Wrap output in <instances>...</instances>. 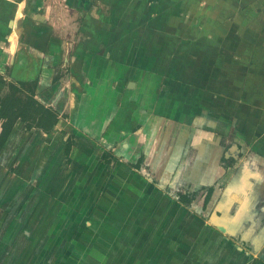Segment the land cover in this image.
<instances>
[{
	"label": "crops",
	"instance_id": "obj_1",
	"mask_svg": "<svg viewBox=\"0 0 264 264\" xmlns=\"http://www.w3.org/2000/svg\"><path fill=\"white\" fill-rule=\"evenodd\" d=\"M262 1L0 0V73L8 67L7 79L34 80V96L59 113L47 132L17 119L0 146V264H264V122L246 143L233 137L227 118L217 119L234 105L228 96L245 89L242 107L259 95L251 105L264 113V85L250 92L246 75L232 78L241 56L168 58L173 41L162 39L181 31L186 14L192 30L201 27L219 40L222 32H237L243 48V34L258 29L249 27L248 16H264ZM74 16L82 36L76 40L73 18H60ZM213 37L203 45H220ZM227 80L232 93L222 95ZM216 93L213 104H201V95ZM194 100L203 107L198 117L211 115L207 125L190 114ZM217 128L227 131L218 158L212 155L222 143ZM109 149L122 166L99 162V152ZM139 158L151 165L157 184L133 178L137 171L128 163ZM225 158L232 161L221 166ZM227 169L232 174L219 189L215 176ZM172 172L193 187H213L205 205L210 225L188 217L184 203L162 200L163 183L176 186Z\"/></svg>",
	"mask_w": 264,
	"mask_h": 264
},
{
	"label": "rangeland",
	"instance_id": "obj_2",
	"mask_svg": "<svg viewBox=\"0 0 264 264\" xmlns=\"http://www.w3.org/2000/svg\"><path fill=\"white\" fill-rule=\"evenodd\" d=\"M262 2H264V1H262ZM187 9H189V8L187 7ZM248 17H249L248 21L250 24L249 27L252 29H256V28H258V29L254 30V31H249V33L243 34L245 36L244 40H246V41L243 42L244 45L241 44L243 46V48H241L240 45H236L238 42H235L236 40L239 41V37L237 36V34H238L237 32H234V33L222 32L221 36H220L221 39L219 40L218 36L216 37L214 32L202 31L201 27H198L197 28L198 30L197 29L192 30L191 25L193 26V24H192L193 22L191 20V17H190V15L185 14L182 22L180 21V24H182V26L180 25V27H181L180 32L177 33L174 31H169L168 34L166 33L165 35L162 36L163 42H166L167 39L169 41H173V43H172L173 47L168 48L167 56H169L168 58H171L173 55H182V56H185L187 59L188 58L191 59V58H193L194 54H198L199 52H201L203 55L206 54L208 56H209V54L212 56H214V55L215 56L219 55L220 57L222 56L220 59H224L225 58L224 56H228L227 58L229 60H230L229 56H237V57L241 56L242 61L237 60L236 63L235 62L233 63L232 78L240 80L241 77H244L246 75L247 78L250 80V82H252V87H251V85H249L248 91L253 92L255 90V88L258 87V89H259L260 85H264V28H263L264 27V16L258 15V14L252 15L250 13V16H248ZM60 18H61V20H64L66 22L68 21L67 18H69V20H70V18L71 19L73 18V20H71V21H73V26L71 25L72 22H70V26L72 29V33L70 36L73 35L75 37L73 39H75V40L81 39L82 36H80L79 30H76V27L80 24V17L74 16V17H60ZM197 19H199V17ZM200 19L202 20V17H200ZM193 20H194V18H193ZM197 22H199V20ZM169 29L171 30V28H169ZM152 35H153V37H152ZM152 35L150 37V40H152L155 43L156 39H158L157 34L154 32V33H152ZM213 35H214V37H213ZM210 37H213V39H216L217 42L220 43L221 46L220 45L216 46L215 42L212 43L213 46L203 45V44L207 43V40ZM181 44H185V45H189V46L180 47ZM193 44H194V47H196V48L192 47ZM142 50H144V49H142ZM210 51H211V53H209ZM224 67H221V69L222 70L227 69L226 67L225 68ZM237 68H238V71H237ZM58 73H60V75L62 76L65 74V71H64V69L63 70L60 69ZM7 74H8V67L3 69V72L0 73V77L4 80V82H0V83H2L4 85V89H5L4 91L5 92L20 93V92H26V91H33L34 90V84H35L34 80L25 81V82H23V84L22 83L16 84L17 81L12 80V79H7L8 78ZM56 76H57V74H56ZM222 76H223V74L220 75V77H222ZM3 77H6V78H3ZM221 79L220 78L218 79V81H217L218 84L222 82ZM185 81L188 83L187 80H185ZM233 81H235V80H233ZM11 82L15 83V85H17V87L19 86V89L17 91L14 90L12 87H10ZM211 83L208 80V82L205 84L204 88L206 91H208L209 88H212L210 86ZM223 84L224 85L226 84L227 90L224 89L222 92H219V93H224L222 95H226V93H227L229 95L228 92H231V90H230V85L228 84V80H227V82L225 81ZM236 90H237V87H234L233 88V94H235ZM219 93H216L217 97L215 95H212V98H209L208 95H206L207 97H204L203 95H201L202 96V103H201V100H200V102H196V100H194V105L191 106V108H190L192 110V112H190V114L195 117L197 122H202V126L207 125L209 123V119H210L211 115L207 111H205V112L201 113V115H202L201 118L198 117V113H197L198 109L203 108V107H200L197 105L200 103L204 105V101L210 102L211 100L215 101L216 100L215 98L219 99V97L217 95ZM240 93L243 96L239 95L238 98L237 97L234 98L235 96H230V95L228 96L227 95L231 99V101L234 102V105L232 106V108L230 107L227 109V113H224L223 111L218 112L217 119L221 123V122L225 121V119L227 118L228 123H231L232 127H234V129L231 130V131H234V133H235V136H233V137H236L237 139L239 138L243 141L246 140L244 142L247 143V142L252 141L253 136L256 135L253 133L252 127L255 126V124H257V123L264 122V113H259L258 110L253 108L251 105V103H257L258 104V102H260L262 100V98L258 95L257 97L254 98V101H250V103L248 102L249 105L247 108H243L242 103H245L243 101L247 98V96H244V93H246V89ZM180 94H182V93H180ZM190 98H192V96ZM240 99H242L243 101H241ZM212 101L210 102V104L212 103ZM218 101H220V100H218ZM263 102H264V100H263ZM209 106L206 105V106H204V108L207 110ZM186 114L188 115V113H186ZM246 124H248V125H246ZM242 128H244L243 132H242ZM222 129L217 128V130H218L217 134H220L222 137L221 146L219 148V145H218L219 149L217 148V151L216 150L214 151V149L212 150V155H215L217 158L220 157L219 155L223 151V145L225 143L224 136H226L225 133H227V131L224 132ZM207 131L212 132L211 130H207ZM207 131L204 132V135L208 134ZM68 136H69V138L67 139L68 142L66 141L64 152H66L67 155H70L72 143H70L69 139L72 138L71 137L72 135L69 134ZM175 146H176L175 144L165 145L166 148H170V147L172 148ZM189 147H191V145H189L187 148L185 147L186 150L184 151L183 156H185V153H187L190 150ZM111 154H113L112 149H109L108 152H106V153L105 152L104 153L99 152V154H98L99 155L98 156L99 162L106 163V164L108 163L107 165L111 168H113V167L117 168L119 166H122L120 164V159L118 158V156H115L116 157L115 160H111ZM156 154H157L156 155L157 157H160L162 155L160 152H156ZM189 155H192V152H190ZM230 160H231L230 158H225V159H221V160L219 159L218 162L221 166H223L224 163H226ZM185 161L183 163H186ZM93 162H95V161H92V163ZM179 162H180L179 166L183 170L184 166L182 164V161H179ZM92 163L90 164V166L92 165ZM128 164H129L128 166L133 168L135 170V172L137 171V173L135 175H133V178L141 180L143 182L146 180H148V181L150 180L152 183L157 184L156 178L151 175V173L153 171L151 169L152 167L150 164H146V159L141 158L140 163L138 162V166H137V164H133V163L132 164L128 163ZM149 165H150V168H149ZM231 172L232 171H228V169H227L225 171L223 170L222 171L223 174L221 173L220 176H218V177L215 176V181H214L215 184L218 185L219 183H221L220 185H218L220 187L219 189H222L223 186L229 181V178H230L229 176L232 174ZM169 177H170L171 183L176 182V186L172 187L169 183H166V184L163 183V185L161 186V189L163 190V193L161 194L162 200L165 202H168V205L171 206L174 203V201H178V202L180 201L178 199L179 198V192L183 191V192L189 193L193 199L191 202H188V203L182 202V203H184L183 205L187 209V210H184V212L188 214V217L198 215L202 218L201 219L202 224L207 223L210 225L211 224L210 219H209L210 214L205 213L206 209H205L204 205H202V203L204 201L203 199H204V194H205L206 189H207L206 188L207 185H205V186L204 185H195L193 187V185L190 181L191 179L188 178L186 175L182 176L181 173H179V172H176V173L172 172V175L168 176V178ZM160 184H162V183H160ZM177 187H178V189H177ZM163 194H166L167 196H165ZM180 203H181V201H180ZM177 214H178L177 212L176 213L170 212V213H168V217H176ZM189 219H192V218H189ZM187 224L188 223H187V219H186V225ZM204 225L201 226V233L204 232ZM190 230L191 229H189L188 232ZM190 232H192V230ZM208 234L209 233H207V235ZM233 238L236 239L241 244H242L241 241H243V244H245L250 250L251 246L248 244V241L241 240L236 235H233ZM260 258L264 259V254L260 255ZM49 259L53 262L55 260L54 257H49Z\"/></svg>",
	"mask_w": 264,
	"mask_h": 264
},
{
	"label": "trees",
	"instance_id": "obj_3",
	"mask_svg": "<svg viewBox=\"0 0 264 264\" xmlns=\"http://www.w3.org/2000/svg\"><path fill=\"white\" fill-rule=\"evenodd\" d=\"M0 82H4L1 77ZM17 83L23 84L21 81H17ZM10 87L16 91L19 89V86L17 87L12 82ZM33 93V91L5 92L0 95V146L6 140L17 119L23 121L27 129L38 127L46 132L58 121L59 113L54 108L39 101ZM140 160L139 158L138 162ZM138 162L136 163L137 166ZM212 191L213 187L209 186L204 197V205L208 202ZM189 199L190 197L187 194H180L181 202H187Z\"/></svg>",
	"mask_w": 264,
	"mask_h": 264
},
{
	"label": "flooded vegetation",
	"instance_id": "obj_4",
	"mask_svg": "<svg viewBox=\"0 0 264 264\" xmlns=\"http://www.w3.org/2000/svg\"><path fill=\"white\" fill-rule=\"evenodd\" d=\"M206 192H207V191H206ZM182 193H183V194H187V195L190 197L189 201L184 202V203H188V202H191V201H192V199H193L192 196H191L189 193H186V192H183V191H182V192H179V198H178L179 200H180V194H182ZM205 195H206V194H205ZM205 195H204V197H205ZM211 195H212V194H211ZM210 197H211V196H210ZM180 201H181V200H180ZM203 205H204V201H203ZM204 207H205V205H204Z\"/></svg>",
	"mask_w": 264,
	"mask_h": 264
},
{
	"label": "bare ground",
	"instance_id": "obj_5",
	"mask_svg": "<svg viewBox=\"0 0 264 264\" xmlns=\"http://www.w3.org/2000/svg\"><path fill=\"white\" fill-rule=\"evenodd\" d=\"M93 119V118H92Z\"/></svg>",
	"mask_w": 264,
	"mask_h": 264
}]
</instances>
